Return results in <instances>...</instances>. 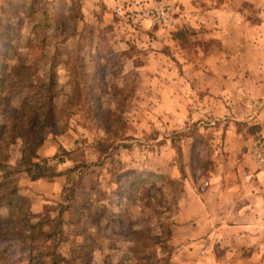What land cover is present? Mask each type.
<instances>
[{
	"label": "rangeland",
	"instance_id": "rangeland-1",
	"mask_svg": "<svg viewBox=\"0 0 264 264\" xmlns=\"http://www.w3.org/2000/svg\"><path fill=\"white\" fill-rule=\"evenodd\" d=\"M81 1L0 0V63H7L0 75L5 74L8 83L13 85L8 89L9 97L12 98L10 107H21L28 89L18 76V71L13 69L18 59H6V53L12 45L16 54L21 53L27 57V64L39 67L40 71L33 75L35 77L45 75L46 61L50 62L56 53L57 61L61 63L68 58H72L73 62L82 58L91 73H99L100 68L105 67L101 83L108 93L103 95L96 92V95L102 96L101 107L105 114L109 115L116 109L122 111L125 121L122 135L125 140L107 136L99 128V120L93 119V114L100 105L93 100L89 103L81 101L75 107L70 105L69 101L74 94L72 81L80 78V75H74L78 66L74 65L72 68L66 62L65 65L61 64L56 69V91L59 96L55 102L59 110L68 108L67 113L69 110L72 112L69 116L59 112L61 125L66 124L63 126L64 132L48 138H53L52 141L59 145L57 155L54 158H41L48 161L51 173L63 174L61 176L67 182L61 189V196L51 199L50 203L44 204V208L41 203L36 205L38 213L33 212L31 203H28L33 221H45L48 230L62 229L64 234L63 237L47 235L46 238L35 241H29L25 237L0 241V264H52L53 258L49 254L53 251H56L55 259L60 264H170L174 250L170 244L174 216L183 194L178 196L168 182L157 180L155 186L150 183L141 185L139 189L133 188L131 199L126 196L122 198L114 180L119 171L126 169H134L142 179H149L151 175L165 177L160 174L161 169L165 172L171 166L179 172L185 166L186 176L188 170L195 178L206 176L217 163L216 152H211L214 150L211 143L216 138L217 144L214 145L218 146V151L222 143V130L218 126L209 129L206 125L209 120L200 125L176 124L172 123L174 120L171 116L154 112L155 99L150 96L153 89L150 79L152 72L147 69V65L153 63L152 58L148 53L144 54L148 52L147 46L143 47L146 52L138 50L134 44L137 40L130 35L140 36L137 34L139 29L145 28L147 24L165 29L173 28L174 23L172 26H160L149 21L140 25L128 21L117 10L121 8L123 12L130 13L133 10L141 13L153 11L162 4H120L114 11L116 20L119 21L116 29L114 25L103 21L105 9L101 4L96 5L95 19H85ZM246 8L252 12L250 6ZM8 25L13 27L11 31L16 37L13 43L9 42ZM85 25L88 28L94 27L97 37L91 39L87 35L86 41L78 44L75 33L81 34ZM41 30L45 32L40 33ZM180 43L183 53L186 52L192 58L202 60L214 55L226 57L224 53H220L221 48L216 41L206 38L203 28L190 31L186 40ZM42 51L49 59L38 58ZM168 52L171 55V51ZM36 61L39 64H35ZM210 72L215 73L213 70ZM86 112L91 113L87 116ZM1 121L3 116L0 110V123ZM60 139L66 148L61 145ZM99 140L108 147L107 152L102 151ZM193 140L196 141L194 147L191 144ZM165 142L172 143L167 145L168 149ZM4 143L7 146L5 160L18 167L19 163H15L21 159L20 140L7 136ZM161 154L162 162H156ZM148 166L158 173L149 174L146 170ZM22 176L28 177L26 173H21L18 177L19 191ZM171 180L176 183L181 178ZM85 201L89 204V212L84 210ZM27 208L28 206L26 210ZM83 213H86L84 220L89 231L86 234L83 233L84 226L79 223L78 218ZM97 214H102V217L96 216ZM7 215L6 209L0 212V224ZM61 221H64L62 227ZM91 233L95 239L92 237L91 249L85 251L81 245Z\"/></svg>",
	"mask_w": 264,
	"mask_h": 264
},
{
	"label": "crops",
	"instance_id": "crops-1",
	"mask_svg": "<svg viewBox=\"0 0 264 264\" xmlns=\"http://www.w3.org/2000/svg\"><path fill=\"white\" fill-rule=\"evenodd\" d=\"M81 2L85 19H95L94 10L101 4L105 9L103 21L116 29L119 21L114 11L120 4L173 5V28L147 24L139 29L140 36L130 35L137 40L134 44L138 50L145 51L143 47L147 46L144 54L152 58L147 69L152 72L150 96L155 99L154 112L171 116L176 124L200 125L209 120V129L218 126L222 130L218 151L215 137L211 143L217 163L210 172L195 178L190 170L186 171L184 194L174 216L170 264H264V173L251 161L256 138L264 136V0ZM202 28L206 38L216 41L226 57L214 55L201 60L183 53L175 33ZM52 140L47 139L40 148V157L57 155L59 145ZM60 142L66 148L61 139ZM169 144L172 143L165 142L166 149ZM162 156L156 162H162ZM146 170L158 173L150 166ZM160 174L181 178L173 166L165 172L161 169ZM66 182L61 175L37 181L22 176L20 194L38 213L36 205L41 203L44 208L51 199L61 196Z\"/></svg>",
	"mask_w": 264,
	"mask_h": 264
},
{
	"label": "trees",
	"instance_id": "trees-1",
	"mask_svg": "<svg viewBox=\"0 0 264 264\" xmlns=\"http://www.w3.org/2000/svg\"><path fill=\"white\" fill-rule=\"evenodd\" d=\"M44 28L45 27H42V29ZM11 30H13V27L8 25L7 34H9V42L13 43L16 37ZM43 32H45V30L40 31V33ZM96 32L94 27L88 28L85 25L81 34L78 32L75 33V36H78V44L86 41L87 35H90L92 37L91 39L96 38ZM188 33H190L189 30H179L175 38L180 42H184ZM57 56L56 53L55 57H52L50 62L46 61L45 75L35 77L33 75H36L37 71H40V69L37 65L33 66L27 64V57L24 54H16L13 45L6 53L7 60H9V58L18 59L17 65L13 67V69L18 71V73H16L24 81L28 89L27 96L21 107L18 109H11L10 104L12 98L9 97L8 89L13 87V85L8 83L5 74L0 75V110L3 116V121L0 123V212L6 209L9 214L0 224L1 242L15 237H25L29 239V241L43 239L46 238L47 235H50V237H63L64 231L62 229L59 231H50L45 221L32 220L33 216L30 211L29 201L20 194L17 187L18 177L21 173H26L32 181L51 179L63 175L61 173H51L48 161L42 159L39 155L40 148L51 135H58L64 132L65 127L63 128V126L66 124L61 125V115L59 112L67 116L72 112L69 110L67 113L68 108L59 110L55 102L56 98L59 96V93L56 91L58 87L56 69L61 64L65 65L66 62L68 66L73 68L74 65H76L79 69H77L74 75H80V78L72 81L74 94L69 101L70 105L75 107L79 105L81 101L89 103L93 100L96 104L100 105L99 109L93 114V119L98 118L99 120V128L103 129L107 136H114L116 139L120 138V141L125 140V137L122 135L125 124L122 111L116 109V111H113L109 115L105 114L101 107L102 96L96 95V92H100L103 95L108 93L105 91L103 83H101V77L105 72V67H101V70L99 69L100 72L94 74L87 70L88 65L84 63L85 59L81 58L73 62L72 58H68L67 61L61 63V61H57ZM38 58L45 60L48 57L46 53L42 51ZM35 64H39L38 61H36ZM6 66V62L0 63V71L3 72ZM46 75L47 77H45ZM90 113L91 112H86L85 114L89 116ZM7 136L20 140L22 144L21 162L18 167L12 166L5 160L7 146L4 142ZM98 142L100 147H102V151L107 152L108 147H105L103 141L99 140ZM180 173L182 175L181 181L175 183L170 178L161 177L160 175H151L149 179H142L139 178L134 170L128 169L119 171L114 181L117 184L118 190L120 191L119 194L122 198L126 196L128 199H131L133 188L138 187L139 189L141 185L150 183L152 186H155L157 180L168 182V185L173 186L175 189V193L181 196L184 194V180L187 178L185 166L180 169ZM73 180L74 179H72V181ZM85 202L86 203L83 205L85 208L84 210H88L89 212V204L87 201ZM26 205L28 206L27 210ZM85 215L86 213L78 215L79 223H82L84 226V234L89 232L86 225L87 222L84 220ZM96 216L102 217V214H97ZM63 224L64 221H61V227ZM46 232L48 233L46 234ZM8 236H10V238ZM92 237L95 239V236L91 233L81 245L82 249L85 251L91 249V244L93 243V241H91ZM54 249L56 250V247ZM49 256L53 258L52 264H60V261H56L55 259L56 251L50 253Z\"/></svg>",
	"mask_w": 264,
	"mask_h": 264
},
{
	"label": "built area",
	"instance_id": "built-area-1",
	"mask_svg": "<svg viewBox=\"0 0 264 264\" xmlns=\"http://www.w3.org/2000/svg\"><path fill=\"white\" fill-rule=\"evenodd\" d=\"M119 14L123 13L128 21L137 22L140 25H144L149 21H153L160 26H172L174 20L172 15L174 13V7L171 4H162L159 8L155 10L148 11H133L129 13L128 11L123 12V9L119 8L117 10ZM175 24V23H174ZM251 161L254 166L259 170L260 173H264V136H259L256 138L253 147L251 149ZM250 175L247 176V179Z\"/></svg>",
	"mask_w": 264,
	"mask_h": 264
}]
</instances>
